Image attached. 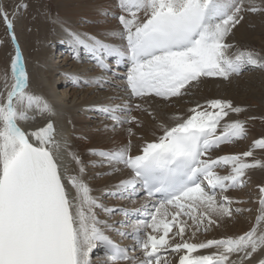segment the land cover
<instances>
[{
	"label": "snow or ice",
	"instance_id": "obj_1",
	"mask_svg": "<svg viewBox=\"0 0 264 264\" xmlns=\"http://www.w3.org/2000/svg\"><path fill=\"white\" fill-rule=\"evenodd\" d=\"M28 7L27 3H17L9 12L8 6L0 3V20L15 44V54L0 82V264H95L90 253L100 245L106 248L112 264H162L161 249L167 250L174 226V236L181 241L174 244L173 251L216 249L195 258L185 254L179 264H251L253 254L264 251V226L260 225L264 207L257 225L249 231L202 243L183 240L186 221L180 219H192L196 230L206 220L203 230L207 231L218 222L213 215L232 218L233 212L246 211L229 207L232 201L227 196L217 201L216 191L243 187L246 171L264 167V162H244L242 157H251L252 151L215 159L208 155L220 144L246 135L244 122L239 120L226 123L223 132L216 135L229 111L242 109L234 108L228 100H206L204 105L190 109L186 118H178L174 126L159 123L163 134L147 142L139 154L131 153L130 143L115 150H93L92 154L113 170H129L130 177L120 180L108 195L134 200L143 191L150 198L151 207L109 208L90 194L82 178L67 176L62 162L67 143L52 119L32 132L20 127L19 122L34 119L31 111L51 114L47 102L29 91L30 78L15 32L16 19ZM118 7V27L104 39L68 31L74 52L86 49L101 69L108 67L109 57H116L118 64L123 60L131 64L123 85L103 77H77L86 86L104 81L130 98L140 99L133 105L114 94L107 103L90 109L113 121V130L125 124L143 126L144 121L131 114L134 108L156 120L154 113L143 106L146 98L183 96L202 78L228 79L249 67L264 69V57L253 51L228 55L232 45L227 38L245 14L264 13V7L255 3L118 0ZM109 39L119 42L110 43ZM115 100L120 103H113ZM127 132L132 135V127ZM254 146L264 149V138L254 141ZM76 162L80 163L78 157ZM221 166L231 171L220 175L215 169ZM260 192L264 194V187ZM260 203L264 205V199ZM168 206H174L175 211L169 212ZM201 206L204 211L194 214ZM96 209L113 214L120 211L126 216L144 213L143 220H125L130 228L117 230L121 237L133 241L130 247L105 234L108 222L98 218ZM168 215L171 220L165 222ZM160 232L162 235H158ZM137 249L139 254L133 255ZM258 264H264V259Z\"/></svg>",
	"mask_w": 264,
	"mask_h": 264
},
{
	"label": "bare ground",
	"instance_id": "obj_2",
	"mask_svg": "<svg viewBox=\"0 0 264 264\" xmlns=\"http://www.w3.org/2000/svg\"><path fill=\"white\" fill-rule=\"evenodd\" d=\"M54 2L53 6L46 0H0V3L8 6L9 12L17 3L29 5L26 11L21 10V14L16 19L15 32L30 78L29 91L42 97L51 108V114L31 111L29 115L34 119L19 122L20 127L25 131L32 132L52 119L58 132L67 143V148L62 154V162L66 166L67 176L82 178L90 187V194L107 207L142 206L148 204L149 200L144 197L130 200L108 195L110 191L115 190V186L120 180L129 178L130 173L128 169L113 170L107 163H101L102 158L93 155V150H115L130 143L131 153L139 154L147 142H151L163 134V130L157 127L159 123L174 126L178 118H186L190 115V109L194 108L196 104L204 105L205 101L210 99L228 100L232 102L234 108L242 109L240 112L229 111L228 117H225L217 127L216 135L223 132L226 123L235 120L244 122V127H248L249 122H245L244 116L260 114V110H264L263 72L256 71L249 73L246 77L242 76L243 78H240L241 81L236 85H226V82L232 83L236 74L231 75L228 79L206 77L191 87L186 95L168 99L146 98L147 102L143 106L148 108L149 112L154 113L157 117L156 120L134 108L131 114L140 117L144 121L143 126L125 124L123 127L113 130L111 127L113 121L99 111L90 109L107 103L114 94L121 96L124 101H130L133 105L141 101L139 98H130L126 93L104 81L87 86L78 82V76L83 78L103 77L104 80L114 81L115 84H125L124 81L113 79L112 75L95 67L80 51L78 54L74 52L68 31L96 36L100 39L108 37L111 30L118 27L116 18L120 12L118 0H55ZM244 2L264 7L262 0H244ZM262 34L264 35V13L249 12L245 14V19L232 30L227 42L239 45L252 44L253 42L257 44L261 43L260 36ZM108 42L118 43L119 41L109 39ZM55 52H59V55L62 54L58 61L53 60L52 56ZM230 53L228 50V55L232 56ZM14 54L15 44L8 35L3 21L0 20V82H2L4 72L9 69L10 60ZM250 69L253 70L256 67H249L246 71ZM251 98H257L262 102V106L259 105L260 110L252 109ZM112 102L120 103L119 100ZM129 127L133 129L132 135L127 132ZM260 128L262 129V127ZM245 129L247 139L243 136L231 142L222 143L219 147L211 150L208 155L215 159L218 156L252 151V156L263 160L264 149L254 146V141L262 133L255 128ZM76 157L79 158L80 163L76 162ZM247 158L242 157V160L251 163ZM81 168H83V172L80 171ZM215 171L220 175H227L231 169L221 166ZM244 181L243 187L230 188L223 192L217 189L216 199L220 201L223 196H227L232 201L229 207L233 209L239 207L246 211L233 212L232 218H217L213 215L212 218L218 222L208 227L207 231L203 230L207 224L206 220L204 225L199 226L200 230H196L195 223L190 222L185 226L183 240L189 243H202L226 236H237L256 226L258 217L261 216V208L264 207L260 203L261 199H264V194L260 192V188L264 187V167L248 169ZM168 210L169 212L175 211L174 206H168ZM96 211L100 220L108 222L105 234L126 247L133 244V241L127 237H121L117 231L126 227L130 228V225L124 224V217L120 211L114 214L102 209H96ZM203 211L204 208L201 206L194 214ZM158 218L161 217L158 216ZM164 219L165 222L170 221L171 215ZM180 219L190 220L187 216ZM260 225L264 226V220L260 221ZM174 228L169 234H174L177 231V226ZM158 235H162V232ZM169 237L171 239L167 250L161 249L162 264L169 263L167 252L174 248L175 243L181 241L179 236L169 235ZM173 237H175L174 242H172ZM100 246L94 248L92 253L96 250L98 254ZM215 251V248L197 249L192 252H187L185 249L179 252L174 251L176 254H174V258L172 256L171 264H179V258L185 254L190 258H195L196 256L210 255ZM92 253H90V258L95 264H104L105 261L112 264L108 255L99 253L98 256L93 257ZM138 254L139 249L133 253V255ZM260 259H264V251L254 253L251 264H258ZM116 264H125V262L117 261Z\"/></svg>",
	"mask_w": 264,
	"mask_h": 264
},
{
	"label": "rangeland",
	"instance_id": "obj_3",
	"mask_svg": "<svg viewBox=\"0 0 264 264\" xmlns=\"http://www.w3.org/2000/svg\"><path fill=\"white\" fill-rule=\"evenodd\" d=\"M46 1H48L49 4H51L53 6L55 4V2H54L55 0H46ZM260 37L262 39V41H261L262 44L261 43H257L258 45L256 43H254V42L252 44H247V45H243V44L239 45L238 43H236V44H234V43L231 44L230 43L232 45V47L229 49V52H231L230 54L232 56H235L238 53H240L241 51L248 50V51H253V52L259 54V56H261V57H264V35L262 34ZM61 55H59V52H55L53 54V56H52L53 60L54 61H58L59 60L58 58L61 57ZM256 71L257 72L261 71V72L264 73V69L257 68V67H256V69H253V70L250 69L249 71L244 70V71H241L239 74H236V76H234L232 83L231 82H228V83L226 82V85L227 84L228 85H231V84L236 85V84L239 83V81H241L240 78L242 79L243 78L242 76L246 77L249 73H253V72H256ZM220 85L222 86L223 84H220ZM251 101H252V106H253V107L251 106L252 109L254 110V108H255V111L256 110H260V106H262V102H260L257 98H251ZM257 105L258 106L260 105V106L258 107ZM260 111H261L260 114H254V115L247 116V117L244 116L245 122H247V123L249 122V126L248 127L245 126V128H251V129L255 128V129H257L258 131H260L262 133V134L259 135L258 139L264 138V110H260ZM260 127H262V129ZM245 139H247V136H245ZM247 159H248V162H251V163H254L256 161L264 162V159L262 160L261 158H258L256 156H251V157H248ZM217 194H218V192H216V195ZM190 222H194V221L192 219L186 220V224L189 225ZM174 229L175 228L172 227V230H174ZM187 234H189V233H187ZM169 235L173 236L174 234L170 233ZM168 239L170 240L171 237H169ZM174 239H175V237H173L172 242H174ZM174 254H176V253L174 251H172V250L167 252V255L169 257V263L168 264L172 263V261H173L172 256H173V258L175 257Z\"/></svg>",
	"mask_w": 264,
	"mask_h": 264
}]
</instances>
